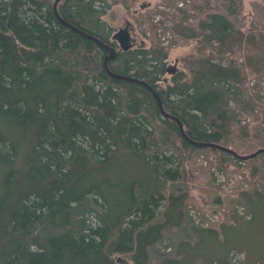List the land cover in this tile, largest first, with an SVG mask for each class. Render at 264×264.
<instances>
[{
  "label": "trees",
  "instance_id": "obj_1",
  "mask_svg": "<svg viewBox=\"0 0 264 264\" xmlns=\"http://www.w3.org/2000/svg\"><path fill=\"white\" fill-rule=\"evenodd\" d=\"M53 1L0 0V121L20 128L22 139L31 138L25 160L16 168L17 145L0 133V144L6 145L0 149V263L127 264L119 258L126 254L132 264H150L149 248L166 228L181 225L184 206L194 234L201 236L202 231L209 242L227 244L235 234L246 236L240 243L250 241L252 235L258 238L264 225H255V205H263L264 187L256 176H260L257 167L250 174L237 163L226 167L219 156L238 159L184 139L176 121L162 116L146 86L105 71L107 51L60 22ZM114 4L130 11L128 0H60L57 12L65 22L112 46L115 56L107 62L109 70L149 84L163 109L181 121L190 140L216 143L239 155L264 148V143L249 145L248 151L241 152L245 143L228 142H240L230 136V102L240 104L247 76L245 64L237 67L233 57L223 58L245 40L231 18L242 0H215L186 35L208 52L203 64L188 77L183 71L168 73V82L163 77L168 53L155 35L149 46L130 43L126 50L113 39L114 28L103 16ZM193 9L202 13L206 5ZM184 12L179 9L181 15ZM172 20L175 26L176 17ZM141 25L143 34L146 29L154 32L155 25L148 20ZM129 26L123 27L129 30ZM257 49L264 54V47ZM259 60L264 71V57ZM252 100L260 105L256 96ZM198 150L210 153L197 159L206 160L204 168L215 189L220 194L243 195L248 219L236 218L234 209L232 214L223 213L221 207L210 209L192 202L185 193L161 192L160 184L167 181L194 180L187 163ZM133 162L143 169L132 166ZM212 165L241 174L248 187L222 190L210 171ZM129 171H140L147 178L128 176ZM189 209L210 214L215 221L200 227ZM200 238L202 244L204 237ZM208 244L204 242L202 248ZM242 249L247 253L242 264L246 258L256 261L264 254ZM183 251L175 248L177 255ZM213 260L227 264L225 259ZM180 263L166 254L155 264Z\"/></svg>",
  "mask_w": 264,
  "mask_h": 264
},
{
  "label": "rangeland",
  "instance_id": "obj_2",
  "mask_svg": "<svg viewBox=\"0 0 264 264\" xmlns=\"http://www.w3.org/2000/svg\"><path fill=\"white\" fill-rule=\"evenodd\" d=\"M128 1L130 3L129 12H127L122 5L114 4L106 10L103 16L105 22L114 28V32L118 28H123L126 23H129V42L132 46L142 45L145 47L149 46L151 40L154 39L152 35H155L159 45L168 53L166 59L167 68L174 66L176 71H183L187 77L190 76L194 70L201 67L208 52L202 50L195 39H187L186 35L190 34L192 26L197 23L198 19H204L205 13H208L209 10L213 8L212 5L215 3V0H210V4L204 0ZM179 2H182V4H179ZM202 4L206 5V10L202 13H198V9L192 10V7L198 8V6ZM179 9L185 12L181 15ZM174 16L176 17L175 26L172 20ZM126 17L129 21L126 20ZM231 18L235 20V25L245 34V40L241 48L236 46L233 52L226 53L223 59H225V57H233L237 67H241L245 64L244 70L247 77L242 84L243 90L240 96V104L237 105L236 102H230L232 116L230 136L237 138V140L239 139L240 142H235L234 140H229L228 142L233 143V145L236 144L237 146L239 145L238 143H245L243 146L241 145L239 149L241 152H246L248 151V148H246L247 146L254 145V147H257V145L264 143V108H262V105H264V71L259 60L260 55L264 57V54H260L257 49L258 47L262 50V47H264V0H242L239 11L231 16ZM145 20L155 25L154 32L146 29L145 34H143L141 23ZM213 61L218 62L217 59H213ZM224 62L225 61L222 60L219 63ZM163 77L168 82L170 74L167 72ZM255 96L260 100V105L252 100V97L255 99ZM0 133L17 145V164L15 167L19 168L21 164H23L25 156L30 148L31 138L25 137L22 139L23 133L20 128L7 127L3 121H0ZM5 148L6 145L0 144V149L5 150ZM205 153L210 154L208 150L195 151L192 159L190 158L187 163V167L191 169L193 176H195L194 180L188 181L186 184L167 181L164 185L160 184L161 192L164 194L168 192H172L173 194L185 193V198H188L192 202L205 205L210 209L217 208L218 206L221 207V212L232 214L235 204H246L243 195L220 194L218 190L215 189L207 169H205L203 163L197 159L200 154L204 155ZM212 156L217 157L218 155L212 154ZM218 160L224 162V164L226 163V167L235 165L236 163L234 162L237 161L233 158H222L220 156ZM131 165L143 169L138 163L133 162ZM238 166L240 168L245 167V170L249 174L253 168L257 167L260 176H256L262 187H264V156L259 157V159L254 162H239ZM2 172L3 169L0 167V177ZM133 174V171L127 173L128 176ZM135 174L137 175L136 177L134 176ZM135 174L132 177L138 178L139 176L140 179L147 178V175L140 171ZM115 175V173H112V178H115ZM247 182L249 184L248 180ZM218 197L220 200L217 201ZM255 207L257 209V214L254 218L255 225H264V202L262 206H257L256 204ZM193 227L194 225L189 219L186 206H184L181 225L166 228L161 239L149 248L150 264L157 263L166 254L173 257L175 256L177 259L181 260L180 264L216 263L213 259H225L227 264H235L232 259H237L236 255L238 252L244 250L242 247L253 254L264 252V229L262 232L259 230L258 234L260 235L256 239V236L252 235L250 241L240 243L239 241H243L246 236L244 235L243 238H238L240 237L239 234L238 236L235 234V240H229L227 244H225L223 240L217 241L212 239L209 242L210 237L203 235L205 233H202V231H200L201 236H196L192 229ZM200 237H204L203 243H209L206 249L202 248L203 243L201 244ZM222 239H224V237ZM177 246H179L182 251L185 249L183 253H179L178 255L175 253V248ZM245 254L247 255V253ZM119 258L127 264H132L129 255H119ZM244 264H264V254L261 260L252 261L246 258Z\"/></svg>",
  "mask_w": 264,
  "mask_h": 264
},
{
  "label": "water",
  "instance_id": "obj_3",
  "mask_svg": "<svg viewBox=\"0 0 264 264\" xmlns=\"http://www.w3.org/2000/svg\"><path fill=\"white\" fill-rule=\"evenodd\" d=\"M60 0H54L53 1V4H52V9H53V12H54V15L56 16V18L62 22L64 25L68 26L69 28L73 29L74 31L78 32L79 34L93 40L95 43H97L101 48L105 49L107 51L106 55L104 56L103 58V67L105 69V71L113 76V77H116V78H122V79H131V80H135V81H138L140 82L141 84H143L144 86L147 87V89L152 93V95L154 96L156 102H157V106H158V109L160 111V113L162 114V116L164 117H167V118H172L176 121L177 123V126H178V129L182 135V137L184 139H186L189 143H191L192 145H195V146H198V147H213V148H217L219 150H222V151H225L227 153H230V154H233L241 159H249V158H252L260 153H264V148H258L256 149L255 151L249 153V154H246V155H239L237 153H235L232 149L228 148V147H224L222 145H219V144H216V143H212V142H197V141H193V140H190L184 130H183V125L181 123V121L168 114L164 109H163V106H162V103H161V100L160 98L158 97L157 93L155 92V90L149 85L147 84L145 81H142V80H139V79H135V78H130L128 76H124V75H119V74H115L113 72H111L107 66V62L109 59H112L114 56H115V49L110 46V45H107L103 42H101L98 38L94 37L93 35H90L76 27H74L73 25L65 22L64 20H62L57 12V3L59 2ZM129 32L127 31L126 28H120L118 29L114 34H113V39H115L120 47V49L122 50H126L129 48L130 46V43H129ZM176 71V68L174 66L172 67H168L167 68V72L168 73H174Z\"/></svg>",
  "mask_w": 264,
  "mask_h": 264
},
{
  "label": "built area",
  "instance_id": "obj_4",
  "mask_svg": "<svg viewBox=\"0 0 264 264\" xmlns=\"http://www.w3.org/2000/svg\"><path fill=\"white\" fill-rule=\"evenodd\" d=\"M179 4H182V2H179ZM203 163V165H207L206 160H200ZM210 171L214 176L215 183L220 186L222 190H228L231 187L235 186L236 183L239 181V184L242 188H245L248 186L247 182L243 180V177L241 174H232L224 172L222 169L216 168L215 166H210ZM189 213L194 221V223L200 227H207L210 222L215 221V218L212 217L210 214L204 213L203 215L199 213L196 210L189 209ZM235 215L238 218L241 219H248L249 213L246 212V208L243 205H236L235 206ZM237 259L233 258L232 261L235 264H241L242 260L244 259L243 252H238L236 255ZM216 264V263H213Z\"/></svg>",
  "mask_w": 264,
  "mask_h": 264
},
{
  "label": "crops",
  "instance_id": "obj_5",
  "mask_svg": "<svg viewBox=\"0 0 264 264\" xmlns=\"http://www.w3.org/2000/svg\"><path fill=\"white\" fill-rule=\"evenodd\" d=\"M126 20L128 21V18L126 17Z\"/></svg>",
  "mask_w": 264,
  "mask_h": 264
}]
</instances>
